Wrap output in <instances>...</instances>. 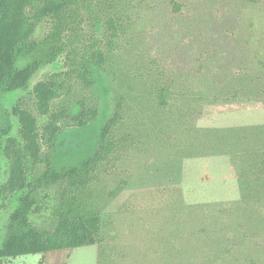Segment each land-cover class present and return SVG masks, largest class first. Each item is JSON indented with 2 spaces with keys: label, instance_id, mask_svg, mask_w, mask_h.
I'll use <instances>...</instances> for the list:
<instances>
[{
  "label": "rangeland",
  "instance_id": "obj_1",
  "mask_svg": "<svg viewBox=\"0 0 264 264\" xmlns=\"http://www.w3.org/2000/svg\"><path fill=\"white\" fill-rule=\"evenodd\" d=\"M134 47L110 65L95 69L96 119L85 128L63 130L56 141L59 165L78 160L96 146L113 109L120 73L150 53L176 77L192 106L157 122L141 115L139 148L105 173L89 197L105 221V243L45 254L18 256L5 264H264V182L249 183L241 159L213 154L205 128L264 124V0H131ZM178 7V8H177ZM46 25L41 24L37 36ZM101 28L98 29L99 34ZM26 59L18 61L24 65ZM63 57L42 67L29 88L0 93V128L20 97L48 72L64 67ZM78 106L73 103L72 113ZM10 136L18 121L9 114ZM167 120V121H165ZM46 119L39 117L43 126ZM9 163L0 157V187ZM126 184H123L125 183ZM124 185V186H123ZM177 188L192 216L158 200L156 191ZM20 193H0V234ZM57 186L41 193V210L31 215L40 227L54 224Z\"/></svg>",
  "mask_w": 264,
  "mask_h": 264
},
{
  "label": "trees",
  "instance_id": "obj_2",
  "mask_svg": "<svg viewBox=\"0 0 264 264\" xmlns=\"http://www.w3.org/2000/svg\"><path fill=\"white\" fill-rule=\"evenodd\" d=\"M133 21L131 0H0V93L29 88L42 67L64 59L62 70L46 73L32 86L30 97H20L6 111L8 118L0 128V157L9 163L0 193H20L4 238L0 234V264H5L1 258L10 263L21 255L83 245L98 244L102 253L107 221L91 203L92 188L139 148L142 114L157 122L192 106L176 77L147 53L120 73L112 113L91 153L63 165L55 161L59 134L70 127L83 129L98 116L95 69L134 47L129 36ZM41 24L47 29L37 36ZM21 59L26 61L19 66ZM73 103L77 113H72ZM10 113L17 118L18 137L9 135ZM40 116L46 119L43 126ZM199 130L209 132V152L235 154L232 161L241 159L250 184L264 182V124ZM51 186L59 190L54 224L40 227L31 215L41 210V193ZM156 192L174 211L183 207L192 216L199 208L184 205L177 188Z\"/></svg>",
  "mask_w": 264,
  "mask_h": 264
}]
</instances>
